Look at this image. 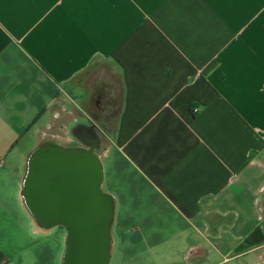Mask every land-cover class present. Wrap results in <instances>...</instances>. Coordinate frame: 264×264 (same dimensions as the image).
I'll return each mask as SVG.
<instances>
[{
	"label": "crops",
	"instance_id": "crops-1",
	"mask_svg": "<svg viewBox=\"0 0 264 264\" xmlns=\"http://www.w3.org/2000/svg\"><path fill=\"white\" fill-rule=\"evenodd\" d=\"M90 122L109 264H264V0H0V264H62L20 192Z\"/></svg>",
	"mask_w": 264,
	"mask_h": 264
},
{
	"label": "water",
	"instance_id": "water-1",
	"mask_svg": "<svg viewBox=\"0 0 264 264\" xmlns=\"http://www.w3.org/2000/svg\"><path fill=\"white\" fill-rule=\"evenodd\" d=\"M85 147L46 144L29 156L21 197L42 230L67 232L62 264H109L113 202L101 189L95 125L83 131Z\"/></svg>",
	"mask_w": 264,
	"mask_h": 264
},
{
	"label": "rangeland",
	"instance_id": "rangeland-1",
	"mask_svg": "<svg viewBox=\"0 0 264 264\" xmlns=\"http://www.w3.org/2000/svg\"><path fill=\"white\" fill-rule=\"evenodd\" d=\"M102 189H103V187H102ZM104 190V189H103ZM53 232H54V235H53V243H54V245L55 244H58V243H60V238H58V236L56 235V233L55 232H63L65 229L63 228V227H61V226H57V227H54L53 229ZM57 237V238H56ZM59 240V241H58Z\"/></svg>",
	"mask_w": 264,
	"mask_h": 264
},
{
	"label": "flooded vegetation",
	"instance_id": "flooded-vegetation-1",
	"mask_svg": "<svg viewBox=\"0 0 264 264\" xmlns=\"http://www.w3.org/2000/svg\"><path fill=\"white\" fill-rule=\"evenodd\" d=\"M91 124H93V125H95V127H96V130H97V126H96V124H94L93 122H90Z\"/></svg>",
	"mask_w": 264,
	"mask_h": 264
}]
</instances>
